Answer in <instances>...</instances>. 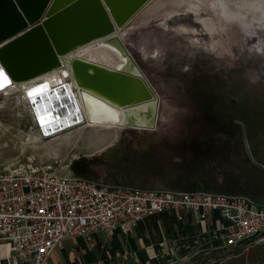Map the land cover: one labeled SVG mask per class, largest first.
<instances>
[{
    "label": "rangeland",
    "instance_id": "374dc122",
    "mask_svg": "<svg viewBox=\"0 0 264 264\" xmlns=\"http://www.w3.org/2000/svg\"><path fill=\"white\" fill-rule=\"evenodd\" d=\"M161 9L138 17L122 37L159 95L156 129L123 130L110 143L112 131L101 127L44 137L14 87L0 97V170L39 169L113 184L110 175L121 168L117 176L130 187L249 186L263 194L255 200L247 193L250 199L264 206V0H169ZM204 173L209 176L199 181ZM262 242L264 236L233 254L216 252L199 237L180 239L154 264H264L260 251L239 260Z\"/></svg>",
    "mask_w": 264,
    "mask_h": 264
},
{
    "label": "built area",
    "instance_id": "2783aa9c",
    "mask_svg": "<svg viewBox=\"0 0 264 264\" xmlns=\"http://www.w3.org/2000/svg\"><path fill=\"white\" fill-rule=\"evenodd\" d=\"M181 208L221 218L216 247L264 231V206L243 193L145 190L39 169L0 170V243L31 264H44L67 239L128 231L149 214Z\"/></svg>",
    "mask_w": 264,
    "mask_h": 264
},
{
    "label": "water",
    "instance_id": "95a60500",
    "mask_svg": "<svg viewBox=\"0 0 264 264\" xmlns=\"http://www.w3.org/2000/svg\"><path fill=\"white\" fill-rule=\"evenodd\" d=\"M146 1L0 0V70L7 77L3 81L6 86L0 92L13 83L34 79L50 66L58 64L69 52L99 40L103 45L113 47L121 58L126 59L127 69L115 68V74L111 75L96 67L92 68L96 72L91 74L87 70L90 64L69 59L74 75L80 81L78 84H81V80L85 81L95 90H91L92 93L101 91L111 98L121 93L123 114L137 110L145 103V99L148 100V106L153 105V110L149 107L145 110L149 123L143 128L154 130L158 121L159 95L122 43L112 22L114 13L117 14V22L120 20V25H123ZM128 77L141 83L140 86L147 93L144 100L127 102L124 79ZM93 94L102 97L98 93ZM35 101L33 104V100H30L29 104L44 137L84 119L68 84L56 86L49 95L36 98ZM126 124L123 126L127 128L142 127L133 125L130 120Z\"/></svg>",
    "mask_w": 264,
    "mask_h": 264
},
{
    "label": "crops",
    "instance_id": "0c3cea01",
    "mask_svg": "<svg viewBox=\"0 0 264 264\" xmlns=\"http://www.w3.org/2000/svg\"><path fill=\"white\" fill-rule=\"evenodd\" d=\"M122 170L119 168L118 172L111 174V181L113 185L119 183L118 185L130 187L127 182L121 180L123 174L117 176L119 171L123 172ZM167 190L180 192L179 189ZM250 195L255 200L263 198V194L257 190L250 192ZM224 225L217 214L204 216L200 212L186 208L177 211L167 210L158 214H149L128 231L117 228L111 233H106L101 230L86 238L67 239L63 241L61 248L47 256L44 264H154V258L160 253L164 254L180 239L194 240L199 237L204 243L217 245V236ZM0 264L31 263L16 259L9 245L0 243Z\"/></svg>",
    "mask_w": 264,
    "mask_h": 264
},
{
    "label": "bare ground",
    "instance_id": "6f19581e",
    "mask_svg": "<svg viewBox=\"0 0 264 264\" xmlns=\"http://www.w3.org/2000/svg\"><path fill=\"white\" fill-rule=\"evenodd\" d=\"M167 1L169 0L146 1L143 5H141L137 12L134 13L123 25H120V20L119 22H117V14L113 13L112 22L114 24V27H116L117 29V34L121 41L123 39V34L127 33L130 27L133 29V27L135 26L134 23L137 22L138 17H145V15H148L151 12L161 13V8ZM211 29L214 30V28ZM184 31L186 32V30ZM122 43H124V41H122ZM69 59L80 63L84 62L90 64V67H88L87 70L91 74H94L96 72L93 70L96 67L102 69L100 71L104 73H106L107 71L111 75L115 74V68L127 69L126 59L121 58L117 50H115L113 47L103 45L101 41L96 40L69 52L63 60L59 59L60 61L58 62V64L50 66L49 69L45 70L43 73H40L38 76L34 77V79L20 82L19 84L13 83L7 86L0 92V97L8 95V91L11 88L20 87L21 92H23L24 99L29 103L30 100H35L36 98H41L43 96L49 95L51 91L56 88V86L59 87L68 84L75 94L77 106H79L81 115L82 117H84V119L82 120V122L77 124L70 123L67 129L74 128L76 126H86L89 128L97 129L98 127H101L106 130H111L112 134L109 143L114 142L118 138V134L123 130L134 129L138 131H147V129L143 128V125L149 123V121L146 120L145 110L147 109V107H149L151 111L153 110V105L148 106V100L145 99V103L142 106L138 107L137 110H132L127 114H123L121 105L124 103L120 102L122 97L121 93H116L113 95L114 97L112 96L113 98H111L99 90L101 93L98 91L93 93H98L102 97H96V95L91 92V90L93 89L90 87V84L85 81L83 82L82 80L81 84H78L80 83V81H78L76 75H74L72 65L70 66ZM132 71L134 72L135 70ZM124 82V88L126 89V93L124 95L128 100L127 102L144 100V97H146L147 93L145 89L140 86L141 83L139 81H135V79L128 77L124 79ZM26 94L28 95V97L26 96ZM31 110L34 115V111L32 108ZM129 120L133 123V125H141L142 127L127 128V126H123L127 125L126 123H128ZM67 129L53 133L50 137H54L60 132L67 131ZM33 141L34 145H36L40 141V139L38 136H36L33 138Z\"/></svg>",
    "mask_w": 264,
    "mask_h": 264
},
{
    "label": "trees",
    "instance_id": "16d2710c",
    "mask_svg": "<svg viewBox=\"0 0 264 264\" xmlns=\"http://www.w3.org/2000/svg\"><path fill=\"white\" fill-rule=\"evenodd\" d=\"M260 236H264V231H260L257 234L252 235L250 237L243 238L242 240L238 241L234 245H229L227 247L218 246V247H216L213 250L216 251V252L231 251V252H234L233 254H239L240 253V248H242L243 245L253 242L255 239H258V237H260ZM258 251H260L261 254L264 252V242L258 243L254 247L248 248V250L246 252H243V254L239 258V260L243 259L244 253L249 254V255L250 254L254 255L255 253H258ZM257 260H258L257 258H254L251 261L255 262ZM217 264H229V263L228 262L227 263L217 262Z\"/></svg>",
    "mask_w": 264,
    "mask_h": 264
},
{
    "label": "flooded vegetation",
    "instance_id": "af4514ba",
    "mask_svg": "<svg viewBox=\"0 0 264 264\" xmlns=\"http://www.w3.org/2000/svg\"><path fill=\"white\" fill-rule=\"evenodd\" d=\"M197 176H198L199 181L204 182L206 177L209 176V173H204V174L197 175ZM82 178H84V177H82ZM200 186H202L201 183H200ZM195 187H197V186L195 185L194 188ZM194 188H192V189H194ZM196 190H200V191L206 192V193L213 192V193H222V194H225V193H227V194H241V193L247 194V193L253 192V190H251L249 188V186L245 191H231L227 188H224L223 186H219L217 188V190H215V191H213L211 188H206V187L205 188L204 187H202V188L198 187ZM180 192H184V190H180Z\"/></svg>",
    "mask_w": 264,
    "mask_h": 264
},
{
    "label": "snow or ice",
    "instance_id": "6c2138e0",
    "mask_svg": "<svg viewBox=\"0 0 264 264\" xmlns=\"http://www.w3.org/2000/svg\"><path fill=\"white\" fill-rule=\"evenodd\" d=\"M7 79V77L4 75V73H3V71L2 70H0V89H2L3 87H5L6 85L4 84V80H6ZM36 103V101L35 100H33V104H35ZM38 118H39V113H38Z\"/></svg>",
    "mask_w": 264,
    "mask_h": 264
}]
</instances>
